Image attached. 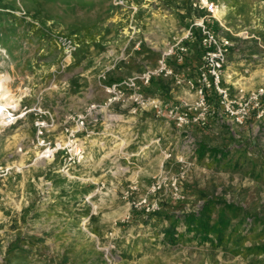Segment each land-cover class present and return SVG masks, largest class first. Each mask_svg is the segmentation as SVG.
<instances>
[{"label": "rangeland", "instance_id": "1", "mask_svg": "<svg viewBox=\"0 0 264 264\" xmlns=\"http://www.w3.org/2000/svg\"><path fill=\"white\" fill-rule=\"evenodd\" d=\"M5 1L14 9H0V74L12 78L19 105L12 110L16 123L0 125V163L13 168L2 184L0 264L264 261V255L237 253L264 243L261 225L248 230L245 224L225 247L199 243L192 234L174 244L164 236L171 220L153 216H180L214 198L264 223V116L253 111L236 125L213 114L206 125L180 131L153 110L134 112L129 101L107 105L104 85L156 66L167 45L206 14L198 7L203 0ZM208 1L217 6V32L232 42L225 71L234 74L225 82L232 94L264 86V48L251 37L264 42V0ZM61 36L80 45L72 57L58 42ZM189 45L185 63L172 61L182 82L156 77L148 95L186 108L195 104L187 80L197 79L202 61L196 45ZM91 105L97 106L100 134L86 138L87 161L67 173L64 151L53 161L40 159L37 120L52 112L58 127L49 139L64 140L67 118ZM201 143L228 150V157L220 163L201 158ZM157 183L162 188L154 192ZM145 203L158 209L148 212Z\"/></svg>", "mask_w": 264, "mask_h": 264}, {"label": "built area", "instance_id": "2", "mask_svg": "<svg viewBox=\"0 0 264 264\" xmlns=\"http://www.w3.org/2000/svg\"><path fill=\"white\" fill-rule=\"evenodd\" d=\"M198 7L205 11V15L196 19L187 28L182 36L175 37L170 42L159 57L156 66H145L139 75L126 79L120 83L104 85L109 95L107 105L117 102L129 101L134 112L138 110H153L158 117H165L180 131H186L194 126H204L207 124L211 115L216 114L220 118H229L236 125H244L255 111L258 117L264 116V86L250 90L248 92L240 91L233 95L230 87L225 83L226 67L231 40L212 30L208 22L215 18L217 9L215 2L207 3L203 1ZM26 15L25 12H23ZM31 20L30 17L25 16ZM36 24L38 22L33 21ZM199 35L201 48V68L197 79L187 80L188 87L194 91L196 102L190 107L181 105H171L165 103L159 97L148 95L145 89L150 87L156 77L174 78L177 83L182 79L178 70L172 64V61L183 64L190 51L189 43ZM261 41V40H260ZM58 42L64 47L68 57H72L74 52L80 47L72 38L58 37ZM264 48V43L262 45ZM97 106L91 105L84 113L70 115L65 121V138L49 139V134L56 132L57 118L55 115L46 111L45 117H41L36 122V142L37 147L41 149L40 159L48 162L53 161L60 151H64L63 169L67 173L83 165L87 161L86 138L92 135L100 134L96 129L98 123ZM14 117L8 122V126L16 123ZM70 122V125L68 124ZM84 136V140L81 138ZM171 155H167V158ZM183 163H187L181 159ZM13 168L4 163H0V199L3 196L2 184L12 174ZM186 171L181 173L183 177ZM177 193L179 188L177 180L173 183ZM162 185L157 183L153 191L161 189ZM146 202V201H145ZM148 212L158 209L156 204L152 206L145 203Z\"/></svg>", "mask_w": 264, "mask_h": 264}, {"label": "trees", "instance_id": "3", "mask_svg": "<svg viewBox=\"0 0 264 264\" xmlns=\"http://www.w3.org/2000/svg\"><path fill=\"white\" fill-rule=\"evenodd\" d=\"M0 9L11 12L14 7L5 0H0ZM208 25L215 32L218 31V23L215 20L209 21ZM193 43L196 45L197 50L201 51L198 34ZM198 150L201 158L208 156L217 163L225 160L229 154L228 150L209 147L202 143L199 145ZM81 193L86 194V190H82ZM74 196L76 197L77 193ZM153 216L159 220H171L170 225L164 229V236L168 242L174 244L178 243V240L185 237V235L192 234V238L199 243H211L214 247H225L244 230L245 224H247L248 230L253 229L257 225H261L263 230L258 236H264V223L262 221L247 217L241 208L221 199L206 198L198 210L187 212L180 216L172 214L159 215L158 213H153ZM88 217L91 220L96 219L95 215L88 214ZM181 225L185 227L184 232L179 231ZM237 253L262 256L264 255V243L242 247ZM263 262V260H260L258 263L261 264Z\"/></svg>", "mask_w": 264, "mask_h": 264}, {"label": "bare ground", "instance_id": "4", "mask_svg": "<svg viewBox=\"0 0 264 264\" xmlns=\"http://www.w3.org/2000/svg\"><path fill=\"white\" fill-rule=\"evenodd\" d=\"M203 2L205 3L206 0H203ZM11 80L10 76H2L0 74V125H8L11 117H14L12 110L17 109L19 105L15 94H13L9 87Z\"/></svg>", "mask_w": 264, "mask_h": 264}, {"label": "crops", "instance_id": "5", "mask_svg": "<svg viewBox=\"0 0 264 264\" xmlns=\"http://www.w3.org/2000/svg\"><path fill=\"white\" fill-rule=\"evenodd\" d=\"M227 29H228V28H227ZM251 37H254V38L258 39V40H261L260 37L255 36V35H251ZM251 37H250V35H249L247 38H251ZM263 43H264V42L260 41L259 44L262 46ZM198 52H199V53H198L199 56L201 57V51H198ZM227 67H228V66H227ZM233 75H234V74H231V73H228V74L226 75V78H227V79H225L226 83H227V82H230L229 80L232 79Z\"/></svg>", "mask_w": 264, "mask_h": 264}]
</instances>
